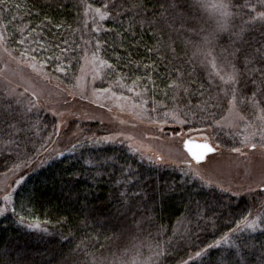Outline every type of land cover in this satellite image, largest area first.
Wrapping results in <instances>:
<instances>
[{
    "label": "trees",
    "instance_id": "16d2710c",
    "mask_svg": "<svg viewBox=\"0 0 264 264\" xmlns=\"http://www.w3.org/2000/svg\"><path fill=\"white\" fill-rule=\"evenodd\" d=\"M259 2L186 0L184 7L191 15L184 8L179 12L195 24L193 29L165 11L164 0H7L0 5V34L4 37L0 42V72L12 67L29 74L25 65L31 60L42 66L39 84L52 78L64 90H76L84 59L95 55L108 65L99 87L122 91L143 108L148 121L168 126L164 136H177L188 129H212L215 144L232 152L233 146L245 149L241 141L248 128L257 133L253 140L257 149L264 150L258 131L264 127L260 119L264 112L241 103L232 107L230 95L225 96L221 89L235 87L243 99L241 86L224 84L215 76L218 69L212 67V61L219 63L220 53L233 44L236 33L241 34L237 46L242 44L252 52L264 48V22L253 21L264 10ZM220 3L229 5L227 17L213 7ZM113 4L115 8H111ZM97 8L105 14L102 21L92 17ZM221 23L227 25L226 30L218 31ZM205 37L213 40L210 46L203 44ZM197 48L211 55L197 54ZM21 52L28 55L21 56ZM57 67L65 70L57 71ZM221 74L227 78L228 73ZM181 82L179 90L169 88ZM6 83L8 87L14 85L12 81ZM7 86L0 83V101L5 106L11 103L24 114L25 122L19 127L35 125L29 132L28 147L36 151L28 153L27 167L17 169L16 174L7 170L22 161L7 159V151L0 154V179L8 178L6 185L21 170L26 178L23 186H12L16 191L10 210L0 216V250L9 253L0 264H182L241 223L238 217L243 209L253 213L249 220L264 214L261 191L241 198L225 194L227 206L218 207L215 219L204 216L197 227L195 214H204L205 201L216 204L213 189L200 178L170 164L151 163L123 145L108 143L103 140L106 126L99 123H82L84 135L67 144L65 150L53 152L59 139L58 118L52 116L44 99L27 90L10 94ZM209 96L219 100V107L216 101L208 106L214 119L207 111H200L205 107L201 101ZM69 97L67 103L71 104ZM231 108L244 117L237 132L216 127ZM185 119L187 122L182 123ZM0 128H7L3 120ZM6 142V137L0 141ZM195 202L200 203V209ZM243 235L264 240L260 231H245ZM215 255L213 250L203 264H212ZM241 255L255 262L259 253Z\"/></svg>",
    "mask_w": 264,
    "mask_h": 264
},
{
    "label": "rangeland",
    "instance_id": "374dc122",
    "mask_svg": "<svg viewBox=\"0 0 264 264\" xmlns=\"http://www.w3.org/2000/svg\"><path fill=\"white\" fill-rule=\"evenodd\" d=\"M100 15L101 13L92 12L94 19L104 20L105 18L101 19ZM102 61L95 55L86 56L76 81V90H64L63 86L57 85L52 78H49L50 81L46 80L44 85L39 84L38 78L43 76V69L40 64L31 60L27 62L28 65H25L30 70L29 74L26 70L17 69V71L12 67L2 69L0 83L7 86L6 82L9 84L11 81L14 82V85L7 86L10 94V90L16 93V91L27 89L33 95L38 93V96H34L45 100L44 105L59 121L57 134L59 139L54 145L53 152L65 150L67 144L77 140L83 134L82 123H99L106 126L107 130L103 135V140L110 144L128 147L132 152L151 163L170 164L183 173L192 174L195 177H198L196 172L203 174L214 170L215 182H230L232 190L239 192V195L235 197L241 198L264 189V184L261 183L264 180V150L251 149L250 145L256 136H252L253 132L250 129L246 128L243 132V136L248 137V146L241 151L243 155L226 152L218 147L217 153L211 156L207 166L202 168L194 164L184 152L183 143L186 139H190L210 142L215 147L217 145L212 138V129H188L181 131L177 136L169 138L164 136L168 126L148 121L142 113L143 108L122 95V91L106 88L108 91L105 92L99 87L108 70V65L103 64ZM31 73L35 74L34 78ZM68 97L71 99V104L67 103ZM241 126L240 116L233 108L216 125L217 128L236 132L241 130ZM208 179L209 177L204 175L203 181L206 182ZM7 183L8 178L0 179V189H3ZM222 186L227 187L229 184L222 183ZM249 187L255 191L249 192ZM3 194L0 191V196ZM0 201L2 202L0 208L5 207L3 200L0 199ZM7 208L9 211L10 204Z\"/></svg>",
    "mask_w": 264,
    "mask_h": 264
},
{
    "label": "snow or ice",
    "instance_id": "6c2138e0",
    "mask_svg": "<svg viewBox=\"0 0 264 264\" xmlns=\"http://www.w3.org/2000/svg\"><path fill=\"white\" fill-rule=\"evenodd\" d=\"M7 0H0V5L5 4ZM186 0H164L165 11H169L174 14L175 18L181 21L182 23L187 24L188 27L195 29V24L190 20L186 19L185 16L181 15L179 10L184 8L185 12L190 16L191 13L187 8H185ZM196 3H199V0H196ZM143 7V5H139ZM90 7V6H89ZM116 5H111V8H115ZM213 7L221 10L222 16L227 17L229 15L227 9L229 7L228 4L220 3L213 5ZM259 7L264 9V0H260ZM104 8L106 11L110 10L109 5L105 4ZM256 9L253 8V11ZM97 13H100V9H96ZM101 19L105 18V14L100 15ZM253 21L264 22V10H261L257 13L255 17H253ZM249 25L252 24V21L248 22ZM227 25L225 23H221L218 26V31L226 30ZM243 31V29H241ZM241 39V34L236 33L233 44L228 48L224 49L217 59L212 61V67L218 69L215 73V76L219 78L220 81H223L226 85H235L239 84L241 86L240 94L243 95V99L239 98L237 93V89L235 87H229L227 91L221 89L224 92L225 96L231 97L228 100V103L235 107L237 103L244 104L247 107H251L252 109L260 108L262 112H264V108L261 106L264 105V48L256 49L255 52L249 51L248 48L243 47L242 44L237 46V40ZM4 40V37L0 35V41ZM213 43V40L209 37H205L203 44L205 46H210ZM174 51V50H173ZM197 54H203L206 57L211 55V52L205 53L202 48H197ZM21 56H27V52H21ZM31 59H35V57H31ZM103 64H107V61H102ZM254 63H259L261 66L259 68H252L250 65ZM109 67H111L109 65ZM57 71H64L63 67H57ZM228 73L227 78L225 75L221 73ZM249 74H251V79H249ZM215 78V77H214ZM177 80L182 81V77H177ZM252 85V86H250ZM183 87V82L175 83L169 85V88L179 90ZM219 87V86H218ZM27 90V89H26ZM133 89H129L131 92ZM14 94V90H10ZM103 91L107 92L108 89H103ZM184 91L187 92V88H184ZM251 92V97L247 96V93ZM34 95H39L38 93H34ZM167 96L168 93H165ZM191 95V93H189ZM204 93L201 91V96ZM115 96V93H113ZM139 96V93H137ZM176 97L174 96V99ZM216 101L215 106L219 107V100L217 97L209 96L208 100H202L201 103L205 106L201 108V112H208V116L214 119V114L209 110V105ZM33 107H35V103L30 101ZM144 103H147L145 101ZM103 107V105H101ZM31 110V109H29ZM231 110V109H230ZM152 111H156L155 108ZM55 114V113H54ZM7 116L9 119L4 120V117ZM241 120L244 117H240ZM261 120H264V116L260 117ZM0 120H3V123L7 125V128H0V141H4L5 137L7 138L6 143H0V154L7 151L9 152V156L7 159H12L14 161L19 160L22 163H15V167L9 168L7 171L13 174H16L17 169H23L27 167V155L36 149L29 148L28 144L31 141L29 136V132L35 125H29L27 129L19 127L20 124L25 122V117L23 113H18L17 109H15L11 103L5 106L2 101H0ZM15 120L16 123H12ZM187 119L182 121V123H186ZM259 131V144L262 149H264V127L258 128ZM17 135H19V139H17ZM257 133L253 132L252 136L255 137ZM51 140V137H49ZM248 137L245 138L241 143L244 146L247 145ZM217 146H213L210 143H202L197 145H192L191 141L184 142V148L187 149V153L190 155L191 160L195 161L197 165L204 168L207 166V162L211 159L212 154L217 152ZM250 147L255 150L257 149V143L252 142ZM231 151L234 153H239L243 155L240 147L233 146ZM15 153V156L11 155ZM198 178L203 181L204 175L209 177L208 181H206V186L213 189V199L216 201V204L213 205L211 201H205L204 203V214L201 215L199 211L195 214L197 219V227L200 226L201 221L204 220V216H212L215 219V213L218 211V207L220 205H225L224 195L228 194L231 197H235L239 195L238 191H233L230 182H222L228 183L229 186H222V183H216V173L214 170L206 171L201 174L200 172H196ZM26 182V178L21 170L20 173L16 176L14 180H12L11 184L5 185L3 189H0L4 194L0 196V199L3 200L5 207L0 208V216L4 215L5 212L8 211L7 205L12 203L13 193L16 191V188L23 186ZM71 181H69L70 183ZM264 184V180L261 181ZM15 185L16 188L12 186ZM9 189H12L9 191ZM249 192L255 191V189L249 187ZM264 193V189L260 190ZM218 192L219 194H215ZM121 195H124L123 193ZM139 195V194H136ZM197 204V209H200L201 205L199 202H195ZM227 206V205H225ZM261 208L264 209V204L261 205ZM247 213V214H245ZM252 212H248L247 208L243 209L240 212V216L238 219L241 220V223L236 224V227L230 228L228 233H224L221 235L219 240H216L214 243L207 244L206 247H202L199 251H196L193 255L189 256L188 260L182 261V264H190V261L193 262L199 260L201 264H203L204 259L209 256L213 250H216V255L212 264H264V240L259 237L251 236V235H243L245 231L255 233L260 231L264 234V228H261V225H264V214L256 215L255 219L249 220V217L252 216ZM213 219V222H214ZM23 221V217H21V222ZM235 223V221H232ZM31 227V226H30ZM193 231H195L193 229ZM191 234V233H190ZM227 245V248L222 249V245ZM242 252L246 253H259L257 255V259L255 262L249 261L246 255H241ZM5 257H9V253L6 250H0V260H4ZM10 259V258H9Z\"/></svg>",
    "mask_w": 264,
    "mask_h": 264
},
{
    "label": "water",
    "instance_id": "95a60500",
    "mask_svg": "<svg viewBox=\"0 0 264 264\" xmlns=\"http://www.w3.org/2000/svg\"><path fill=\"white\" fill-rule=\"evenodd\" d=\"M190 139H186L185 141H189ZM184 141V142H185ZM191 141V143H192V145H197V144H202V143H210V142H204V141H196V140H190ZM211 144V143H210ZM214 146V145H213ZM183 150H184V152L188 155V157L191 159V157H190V155L187 153V149L186 148H184V143H183ZM217 153V152H216ZM216 153H214V154H212V156L213 155H215ZM194 164H196V162L195 161H192Z\"/></svg>",
    "mask_w": 264,
    "mask_h": 264
}]
</instances>
